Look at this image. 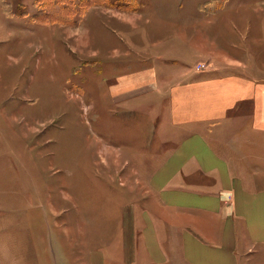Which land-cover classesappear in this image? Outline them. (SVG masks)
Instances as JSON below:
<instances>
[{"label": "rangeland", "instance_id": "1", "mask_svg": "<svg viewBox=\"0 0 264 264\" xmlns=\"http://www.w3.org/2000/svg\"><path fill=\"white\" fill-rule=\"evenodd\" d=\"M244 4L258 24L252 42L236 41L264 63V0H0V264H88L91 249L110 242L120 204L100 138L118 145L121 127L103 86L125 67L147 65L140 52L152 41L181 29L212 35L204 21L212 12ZM52 6H67L70 22L43 20ZM139 116L144 136L149 119ZM154 142L158 161L167 146Z\"/></svg>", "mask_w": 264, "mask_h": 264}, {"label": "crops", "instance_id": "2", "mask_svg": "<svg viewBox=\"0 0 264 264\" xmlns=\"http://www.w3.org/2000/svg\"><path fill=\"white\" fill-rule=\"evenodd\" d=\"M248 5L212 12L205 27L217 34L181 29L152 41L140 52L147 65L103 86L121 127L118 145L100 138L120 214L88 264H264V63L236 41L247 43L258 24ZM207 60L211 69L197 67ZM133 114L147 116V135L138 136L139 121L125 124ZM154 140L167 146L158 161Z\"/></svg>", "mask_w": 264, "mask_h": 264}, {"label": "trees", "instance_id": "3", "mask_svg": "<svg viewBox=\"0 0 264 264\" xmlns=\"http://www.w3.org/2000/svg\"><path fill=\"white\" fill-rule=\"evenodd\" d=\"M90 4L86 3L84 5H90ZM50 10H49L50 12L45 13L46 16L43 18V20H45V21L48 20V19L56 20V18H58V19H61V21H63L64 23H69L70 22L69 18H67V17L63 18L64 15L69 14L67 6L65 8H63V9H61V8L60 9L59 8L56 9L55 6H52L50 8Z\"/></svg>", "mask_w": 264, "mask_h": 264}, {"label": "built area", "instance_id": "4", "mask_svg": "<svg viewBox=\"0 0 264 264\" xmlns=\"http://www.w3.org/2000/svg\"><path fill=\"white\" fill-rule=\"evenodd\" d=\"M205 66H206V65H205L204 63H200V64H198L197 67H198V68H205Z\"/></svg>", "mask_w": 264, "mask_h": 264}]
</instances>
